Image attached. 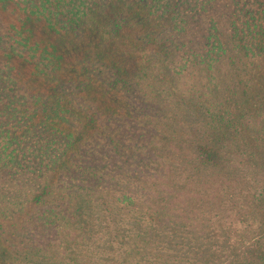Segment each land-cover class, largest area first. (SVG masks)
<instances>
[{"label":"trees","instance_id":"trees-1","mask_svg":"<svg viewBox=\"0 0 264 264\" xmlns=\"http://www.w3.org/2000/svg\"><path fill=\"white\" fill-rule=\"evenodd\" d=\"M0 264H264V0H0Z\"/></svg>","mask_w":264,"mask_h":264},{"label":"rangeland","instance_id":"rangeland-1","mask_svg":"<svg viewBox=\"0 0 264 264\" xmlns=\"http://www.w3.org/2000/svg\"><path fill=\"white\" fill-rule=\"evenodd\" d=\"M99 9V8H98ZM101 10V9H99ZM97 8L91 13V18L85 23L82 34H76L77 32H47L43 37L47 44L57 48L58 52L63 56V67L62 71L65 77L76 76L85 73V61L87 57L98 58L97 54L103 50H106L105 44L109 38L114 39V43L117 46H122L123 38L109 37V34L105 33V29L102 31L98 30V22L103 19V13ZM9 21V19H8ZM8 26V25H7ZM91 33L90 36L87 34ZM112 33H110L111 35ZM40 35V32H39ZM113 35V34H112ZM129 42V41H128ZM98 52V53H97ZM135 61V59H133ZM16 74L24 85L29 88L31 92H37L38 90H47L49 87L55 85L57 87V81L54 79H45L37 77L33 73V67L30 64H26L24 61L16 60ZM84 68V69H83ZM89 73V71H88ZM2 244H4L2 242ZM63 258H69L70 256L65 252L64 249L60 252ZM54 256L55 261H59L60 257Z\"/></svg>","mask_w":264,"mask_h":264}]
</instances>
